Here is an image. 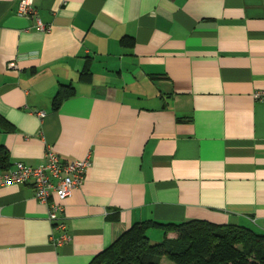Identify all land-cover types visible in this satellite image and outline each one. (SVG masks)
I'll return each instance as SVG.
<instances>
[{
	"label": "crops",
	"instance_id": "0c3cea01",
	"mask_svg": "<svg viewBox=\"0 0 264 264\" xmlns=\"http://www.w3.org/2000/svg\"><path fill=\"white\" fill-rule=\"evenodd\" d=\"M22 1L0 0L8 170L49 147L91 166L63 202L62 246L31 183L0 187V264H90L147 221L264 233L262 0H32L48 32Z\"/></svg>",
	"mask_w": 264,
	"mask_h": 264
},
{
	"label": "trees",
	"instance_id": "16d2710c",
	"mask_svg": "<svg viewBox=\"0 0 264 264\" xmlns=\"http://www.w3.org/2000/svg\"><path fill=\"white\" fill-rule=\"evenodd\" d=\"M70 89V88H69ZM72 93L62 90L55 98V109ZM0 128L13 126L0 118ZM10 155L0 146V170L7 171ZM161 229L163 242L153 244L148 232ZM174 232L176 239H168ZM167 258L174 264H264V233L238 225H215L206 221L161 224L154 221L133 225L90 264H161Z\"/></svg>",
	"mask_w": 264,
	"mask_h": 264
},
{
	"label": "built area",
	"instance_id": "2783aa9c",
	"mask_svg": "<svg viewBox=\"0 0 264 264\" xmlns=\"http://www.w3.org/2000/svg\"><path fill=\"white\" fill-rule=\"evenodd\" d=\"M17 14L21 17L35 18L40 31L50 30L37 18L32 0H23ZM11 67L14 68L15 65L11 64ZM255 98L264 101V90L256 92ZM40 116L45 115L41 113ZM44 158L45 163L41 166L32 167L18 162L12 169L0 173V187L31 183L35 198L48 207V220L53 226L51 240L55 245L62 246L71 240L63 218V202L75 189L83 186L91 159L87 157L83 160H65L50 147L46 149ZM53 193L57 196V202L52 201Z\"/></svg>",
	"mask_w": 264,
	"mask_h": 264
},
{
	"label": "rangeland",
	"instance_id": "374dc122",
	"mask_svg": "<svg viewBox=\"0 0 264 264\" xmlns=\"http://www.w3.org/2000/svg\"><path fill=\"white\" fill-rule=\"evenodd\" d=\"M161 264H174L171 261H169L167 258H162Z\"/></svg>",
	"mask_w": 264,
	"mask_h": 264
}]
</instances>
